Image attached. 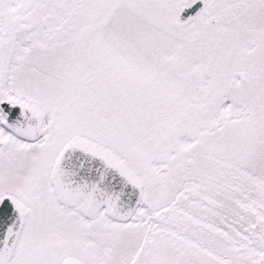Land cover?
<instances>
[{
	"label": "snow or ice",
	"instance_id": "snow-or-ice-1",
	"mask_svg": "<svg viewBox=\"0 0 264 264\" xmlns=\"http://www.w3.org/2000/svg\"><path fill=\"white\" fill-rule=\"evenodd\" d=\"M0 264H264V0H0Z\"/></svg>",
	"mask_w": 264,
	"mask_h": 264
}]
</instances>
